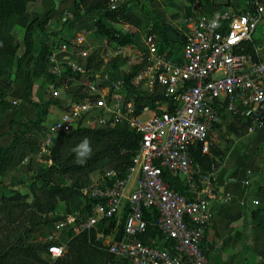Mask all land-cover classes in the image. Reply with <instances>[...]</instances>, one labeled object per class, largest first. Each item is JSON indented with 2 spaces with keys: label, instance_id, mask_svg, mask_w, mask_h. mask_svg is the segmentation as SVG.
Returning a JSON list of instances; mask_svg holds the SVG:
<instances>
[{
  "label": "built area",
  "instance_id": "2783aa9c",
  "mask_svg": "<svg viewBox=\"0 0 264 264\" xmlns=\"http://www.w3.org/2000/svg\"><path fill=\"white\" fill-rule=\"evenodd\" d=\"M238 1L242 7L237 12L228 9L213 17L185 20L189 26L181 33L180 53L160 45L156 35L144 37L145 66L133 82L141 83L148 92L155 85L162 88L172 102L170 111L164 104H157V111L146 108L137 115L125 92L124 74L121 79L110 80L93 74V80L83 84L85 96L70 103L67 111L46 127L40 153L59 134L79 126H124L140 137L139 148L124 176L106 171L82 189L80 197L97 201L90 213L85 215L76 209L71 214H61L52 233L67 231L78 235L96 231L99 224L104 227L125 214L121 231L115 227V233L102 243L116 263L209 264L202 243L211 220L209 199L216 167L212 165L210 172L202 175L189 151L200 145L203 155L210 154L209 137L220 122V108L232 119L250 121V132L264 121V0ZM115 7L111 0L110 8ZM86 36L78 34L72 43L82 61L90 56V51L83 49L86 45L90 48ZM245 43H252L254 54L240 51ZM61 48L66 53L69 47L63 44ZM123 49L112 46L105 56H115ZM59 53L56 50L49 54L51 75L59 77L66 70L91 72L80 63L59 60L69 55ZM134 64L130 60L125 71ZM166 176L178 179L190 195L171 188ZM198 176L202 178L201 187L196 184ZM143 210L157 212L155 226L163 236L162 246L140 240L147 228ZM55 238H48L51 260L62 258L66 252Z\"/></svg>",
  "mask_w": 264,
  "mask_h": 264
},
{
  "label": "trees",
  "instance_id": "16d2710c",
  "mask_svg": "<svg viewBox=\"0 0 264 264\" xmlns=\"http://www.w3.org/2000/svg\"><path fill=\"white\" fill-rule=\"evenodd\" d=\"M36 0H0V106L8 108L6 98L11 91L12 84L21 85L30 93L33 91V78L31 65L27 59L35 52L36 45L34 34L38 30L45 32L49 18L41 21L34 19L26 28L23 36V53L17 58L19 45L12 35L16 21L23 17L28 6ZM114 1V0H113ZM188 9L186 15H191L190 7L196 4L205 5L206 16L224 12L228 9L237 12L242 3L238 0H186ZM111 0H74L73 18L91 16V27L97 37L102 38L107 46H119L133 48L134 36L132 33H123L115 25L129 26L136 29H144L146 35H156L159 42L169 47V40L165 32V23L152 10L144 9L141 5L139 12H134L130 1L117 3L115 9L110 8ZM215 12V14H214ZM246 54H254L252 43H245L240 50ZM51 51H49V54ZM94 56H89L85 61L86 71L89 73H77L70 70L64 71L59 77L47 74V83L55 88L60 85L69 87L65 93V99L70 103L80 101L84 96L83 83L93 80L92 66ZM114 63L117 59H113ZM101 61L98 64L101 65ZM145 65V60L135 63L130 71L124 73V87L128 98L134 107V112L140 115L144 109L157 110V104H164L170 111L172 102L165 96L162 88L154 86L151 93H145L142 84L135 85L133 79L140 73ZM117 66L119 67L118 63ZM114 67L118 69V67ZM59 79V81H58ZM5 80L7 83H3ZM61 80V81H60ZM66 82V83H64ZM74 83V84H73ZM76 83V84H75ZM67 84V85H66ZM74 85V86H73ZM61 102L53 101L44 104L41 111L38 107V115L34 121H19L17 129L12 134L8 146H0V177L17 168L25 167L26 171L34 172V157L40 151V142L37 138L45 133L46 118L50 109L58 113L67 111L62 109ZM40 111V112H39ZM220 120L227 124L223 109H218ZM237 122L227 124V130L235 136L243 130L247 134L252 127L251 122L243 119H233ZM11 124H14L13 122ZM264 125V121L263 124ZM220 124L214 126V130ZM240 136V135H239ZM90 141L92 153L85 163H77L74 149L85 139ZM139 135L124 127L114 128H86L79 126L68 133L59 134L47 150L43 161L45 167H41L35 173L45 184L39 193L33 192L31 199L19 192H12L9 196H3L0 200V264H112L115 260L108 254L96 240L95 230L85 231L78 235L71 232H61V243L66 246L64 256L57 260H46L49 257L47 248L50 242H41L38 233L43 228L51 230L53 224L61 219L58 209L64 207L65 214H71L78 209L80 213L89 214L94 204L93 199L80 197V191L91 185L89 178L90 169L102 162H107V171L117 173L123 177L126 170L131 166L132 159L139 148ZM229 148L224 149L210 146V154L203 155L201 146L192 147L189 156L193 163L200 167L202 175L210 172L211 166H218L224 160ZM27 162V163H26ZM49 163V164H48ZM67 184L62 185L60 181ZM165 181L175 191L183 195H190L188 190L178 179L165 177ZM76 195L78 204L73 211L70 208L71 198ZM63 215V214H62ZM257 215V213H256ZM125 216V214H124ZM155 210H143V218L147 223L146 232L140 240L147 245L162 246L163 236L155 226L157 220ZM261 220L259 226L264 229V211L258 214ZM258 216L256 218H258ZM110 228L114 227L115 219L110 221ZM103 228L99 224L98 229ZM121 231V227H120ZM108 231H105V234ZM57 243V240L55 241ZM58 244V243H57Z\"/></svg>",
  "mask_w": 264,
  "mask_h": 264
},
{
  "label": "crops",
  "instance_id": "0c3cea01",
  "mask_svg": "<svg viewBox=\"0 0 264 264\" xmlns=\"http://www.w3.org/2000/svg\"><path fill=\"white\" fill-rule=\"evenodd\" d=\"M73 14L74 0H36L28 6L24 16L25 23L37 18L44 21L46 15L49 18L45 32L37 30L34 34L36 51L30 65L35 88L41 80L40 75L46 71L47 64L43 60L46 50L56 42L57 46L63 45L58 41L59 37L51 32L62 31L64 34L60 38L65 40L68 36L66 27L69 29L71 25V21L67 19H71ZM57 18H61V27H57ZM187 19L193 17L183 20V30L189 26L185 21ZM21 31L23 32V25ZM57 46L59 54L66 55L65 50ZM169 48L174 49V46L170 45ZM46 85L52 90L47 81ZM35 91L30 93L21 85L12 84L6 98L9 107L0 106V146L6 147L11 142L12 134L17 128L15 123L34 121L37 118V103L33 101ZM38 92L40 96L43 95L42 90ZM29 101H33V106ZM219 124H222L221 120ZM223 124L227 126L226 123ZM215 146L225 148L219 141ZM228 146L229 150L212 183L209 199L211 220L204 235L202 249L209 264H264V229L259 226L261 218L258 216L264 211V125L255 126L252 132L248 130L245 138L237 139ZM227 198L230 199L228 202ZM254 202L257 204H253Z\"/></svg>",
  "mask_w": 264,
  "mask_h": 264
},
{
  "label": "rangeland",
  "instance_id": "374dc122",
  "mask_svg": "<svg viewBox=\"0 0 264 264\" xmlns=\"http://www.w3.org/2000/svg\"><path fill=\"white\" fill-rule=\"evenodd\" d=\"M125 1H130L132 10L134 12H139L141 5L144 4L143 6L147 7V8L145 7L144 9L152 10L156 14H158L159 17L163 20V22L166 23L165 24L166 25L165 32H166V35H167L168 40H169V46L170 45H171V47L174 46V49L177 50L178 53H180L181 48H182V40L183 39L181 38V32L184 28L183 27V20L186 19V17H190V16L193 18L206 16V11H205L206 8H205V5H203V4H200V5L196 4L192 7H190L191 15L187 16L186 15V8L188 9L189 7L187 6L186 0H114V2L116 4L121 3V2H125ZM214 14H215V12H214ZM24 16L19 18L16 21L15 26L13 27V30H12V35H13L14 39L16 40L17 44L19 45V48L17 50V58H19L22 55L23 50H24V47H23L24 32H25L27 26L33 21L32 20L31 22H28V24L25 23L24 19H26V18ZM206 17H208V16H206ZM46 18H47V15L45 16V19ZM67 21H71V25L69 26L70 27L69 29L66 27L67 31H65V32L68 33V36L66 37L65 40L60 38V36H63V34H64V33H62V31H59V32L52 31L51 32L52 35L54 34V35H57L59 37L58 41H61L62 44H67V46L69 47L68 50L66 51V53L67 54L69 53V55L67 57H65L64 59L60 58L59 60L69 59V60L74 61L76 63H80L82 65H85V61L87 59L85 61L80 60V58L76 55V51L74 50V46L72 43L75 41L76 36L78 34H81V35L87 34L86 42L88 45H90L91 49L87 45L84 46L83 49L90 51V56L91 55L94 56L95 59L92 63V66L95 67L96 69L94 70L95 72H93V74L96 75L101 80H103V79H106V80L121 79L123 77V74L127 73V71H125L127 69L126 65H128L130 60H132L133 63H140L141 59H144V57H145V55H144L145 54V47L143 44V39L146 36V32L144 31V29H136V28L129 27V26L115 25V27L117 29H119L120 31H122L123 33L129 32V33L133 34L134 45H133V48H131V49L125 48L122 51H120L119 53H116V55L114 54L115 56L106 57L105 52L107 51V48L112 49V46H107L101 38L96 36L94 29L91 27V23L93 21L91 16L76 19V18H73V15H72V18L67 19ZM20 24L23 25V32L21 31L22 25H20ZM52 25L54 26V24H52ZM62 25L63 24L61 22V18H57V27H61ZM56 43L51 44L52 47L51 48L49 47L46 50L44 57H43L44 62H46V64H47L46 71L45 72L43 71V73L40 75L41 80L38 81L39 83L37 82L36 88H35V86H33V90H36L33 101L37 103L40 111H41V107H43L44 104H48V103H51L53 101L61 102L62 104H60V105H62V107H63L62 109H64V110L70 104V100L65 99V93L67 92L69 87L60 85L58 88H55V90L52 91V90L48 89V87L46 85V81H45L46 80L45 78H47V76H48L47 74H49V71H48L49 51L55 52L57 50V48H56L57 44ZM160 45H163V44L160 43ZM58 46L61 47V44ZM34 54L35 53H33L27 59V61H28L27 63L30 64V60H32V58L33 59L35 58ZM113 59H117V61L114 63ZM99 61L102 62L101 65L98 64ZM117 63L119 65V67L117 66ZM113 65H114V67L117 66L118 69L113 68ZM58 81H59V79H58ZM143 82H144V80H142V83ZM3 83H7V82L5 80H3ZM64 83H66V82H64ZM135 85H138V84H135ZM142 89H143V91H145V93H148V94L151 93V92H148L147 91L148 89L143 87V86H142ZM39 90L40 91L42 90V92H43L42 96L39 95V92H38ZM33 101H29L31 106H33ZM60 115H61V113H58L56 110H53L51 108L49 113H48V116L46 118V122L44 125L47 127L52 121L56 120ZM226 120H228L227 124L232 123L233 121H234V123L237 124V122L235 120H233L232 118H230L228 116H226ZM239 131H240L239 132L240 136L239 135L235 136L230 131H228L227 126L222 123L219 128L215 129L214 134L210 135V137H209L210 146L216 147L215 143L217 141H219L222 143L223 147H226V146L229 147L228 146L229 143L232 144L233 141H235L237 139L245 138V136L247 135L246 133L243 132V130H239ZM31 137H34V139L38 140V142H40V145H41V142H42V139L44 138V135L41 137H38V138L36 135H33ZM49 147H50V145L48 147H46V151L44 153H40L41 151H39L38 154L33 158L34 159V165L33 166H34V170H35L34 172L26 171L25 167H24V169L23 168H17L16 170L8 173L3 178L0 177V200L3 196L7 197L12 192H19L22 195H26L28 197V199H31L33 192L39 193L40 189L45 187V184L42 182V180L38 177H35V173L41 167L43 168L46 166L47 163L46 164L44 163L43 157L48 155L46 152H47ZM107 168H108L107 162H102L98 166L90 169V171H89L90 181L93 183L98 178H100V176H102L107 171ZM217 171H218V166L216 167V172ZM60 184L65 185L67 183L62 180V181H60ZM196 184L199 187H201V184H202L201 176L197 177ZM78 201L79 200H78L76 195L72 196L71 204H70V208L72 209V211H73L74 207L77 206ZM57 212H58V214L66 215L65 209L63 206L60 207ZM119 218L120 219L118 221L115 220L114 227L110 228V224H108V225L104 226L103 228L96 230V232H95L96 240L101 241V245L103 243V240H105L106 237H108V235H111V234L113 235L115 233V231H114L115 227H117L118 231L120 230L124 215L122 214ZM105 231H108V233L105 234ZM60 234L61 233H52L51 230L47 227V228H43L38 233V239L41 242H48V238L55 235V237H56L55 239L57 240V243L62 245L66 249V246L61 243V239H60L61 235ZM44 258L46 260H49V257H47V256ZM112 264H119V263H116V261H115V263L112 262Z\"/></svg>",
  "mask_w": 264,
  "mask_h": 264
},
{
  "label": "clouds",
  "instance_id": "9594fccd",
  "mask_svg": "<svg viewBox=\"0 0 264 264\" xmlns=\"http://www.w3.org/2000/svg\"><path fill=\"white\" fill-rule=\"evenodd\" d=\"M77 163L83 164L85 160L91 156L92 148L90 141L85 138L75 149Z\"/></svg>",
  "mask_w": 264,
  "mask_h": 264
},
{
  "label": "water",
  "instance_id": "95a60500",
  "mask_svg": "<svg viewBox=\"0 0 264 264\" xmlns=\"http://www.w3.org/2000/svg\"><path fill=\"white\" fill-rule=\"evenodd\" d=\"M215 2H217L218 0H214Z\"/></svg>",
  "mask_w": 264,
  "mask_h": 264
}]
</instances>
